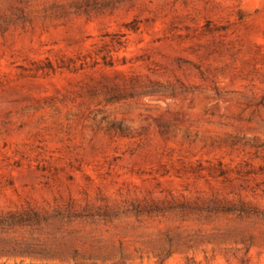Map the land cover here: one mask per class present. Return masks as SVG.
<instances>
[{
    "label": "rangeland",
    "instance_id": "rangeland-1",
    "mask_svg": "<svg viewBox=\"0 0 264 264\" xmlns=\"http://www.w3.org/2000/svg\"><path fill=\"white\" fill-rule=\"evenodd\" d=\"M0 264H264V0H0Z\"/></svg>",
    "mask_w": 264,
    "mask_h": 264
}]
</instances>
